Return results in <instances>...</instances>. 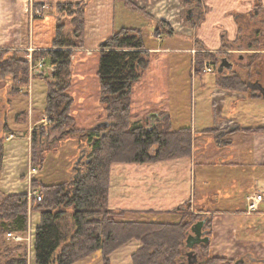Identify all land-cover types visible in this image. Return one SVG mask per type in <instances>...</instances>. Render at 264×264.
I'll use <instances>...</instances> for the list:
<instances>
[{"label":"crops","instance_id":"0c3cea01","mask_svg":"<svg viewBox=\"0 0 264 264\" xmlns=\"http://www.w3.org/2000/svg\"><path fill=\"white\" fill-rule=\"evenodd\" d=\"M128 1L136 7L138 5L155 21L166 23L174 33L168 38L170 42L168 46L162 49L159 45L164 42L165 36L162 38L161 35L158 38L155 36L158 24L138 15L147 24L141 25L145 27L144 29H150V31L153 29L150 33L151 42L149 41L148 46L145 45V51L148 54L158 55L149 56L150 67L153 66L155 58H157L155 62H161L159 53L187 54V51L196 49L197 41L217 51L224 39V36L220 34L227 32L230 40L235 41L237 38L235 19L251 12V7L246 8L245 5L247 0H207L209 10L201 14V12L198 13L199 11L196 13L189 9L185 17L187 21L184 26L185 32L180 30L177 32L176 25L178 28L181 26L178 18L182 10L181 0H175L173 3L169 0ZM232 1L235 2L230 6ZM79 2H84L85 6L83 13L86 49H96V47L99 49L114 33L124 28H141L130 21L134 13L126 5L125 0H0V51L6 52L7 57H17L29 65V82L17 88L18 94L13 93L14 86L10 80H0V100L3 97L5 102L0 107L2 112L0 144L3 143L2 148L5 153L3 170L0 173V196L23 194L27 190L23 185L26 184V177L32 168V135L35 131L32 132L31 129L37 124H40L41 128L48 125L45 124L44 113L48 100V82L52 79L51 73L54 69L48 57L36 58L35 56L54 50V41L59 29L64 35L70 25H74L73 32L76 30L75 7L76 3L79 5ZM71 5L73 8L69 10ZM27 6L31 7L30 12H26ZM230 7L237 11L232 12L234 15L230 14ZM228 15L231 17L228 18ZM164 32L161 31L162 34ZM187 41H191V45ZM183 46L186 48H182ZM191 58L193 63V56ZM41 59L46 61L42 70L36 68ZM204 75L206 74L197 76L192 68V78H202L199 83L205 89L202 92L210 91L209 112L215 113L213 126L201 123L200 129L197 130L193 128L194 124L191 125L192 127H188L187 124L183 126L177 124L179 117H174L168 101L165 104L167 106L163 105L165 108L160 107L159 111L143 109V116L146 113L150 122L147 129H150L153 123L157 127L159 124L169 122L173 131L191 129L195 143L200 136L207 134L215 135L219 146H223V140L226 138H230V143L213 154L199 152L200 148L198 150L195 144L191 157L188 158L143 165L114 164L110 174L109 208L114 212L125 213L119 220L133 222L155 220L157 223L173 224L180 218H174L170 213L189 204L192 213L212 217L210 249L213 255L227 260H237L247 252L253 251L258 254L261 250V244L259 250L253 247L258 240L241 238L238 235L240 230L246 231L253 228L255 231L257 226L255 221L264 216V211L261 210L262 204L254 213L248 210V199L255 195H262L256 190L261 182V175L254 180L252 184L254 189L252 188L251 194L245 193V190L249 188L248 185L244 189L240 188L241 197L239 198L238 189L242 181L249 182L255 170H259L260 173L264 169V132H245L250 129H264V116L261 119L264 114V93L260 90H252L253 96L247 100L236 92L227 95L215 88L210 90L207 81L203 78ZM262 88H264L263 85ZM134 90H137L135 86L132 96L135 95ZM216 102L219 105L222 104L220 109L217 108ZM247 106L257 117L259 116L253 123L251 120L244 122L247 118ZM217 123H220L219 126ZM229 123L231 126H227ZM98 125L100 124L95 127L97 128ZM175 126L180 128L176 129ZM26 127L29 128L28 131ZM9 136L14 138L6 141ZM236 136L240 137L238 141ZM243 145L244 149L246 147L245 150L242 148ZM245 156L247 159L243 162ZM240 159L241 161H238ZM247 160L250 162L247 166L253 173L251 171L243 174L239 173L240 171L234 173V170L244 172ZM76 164L80 165V162ZM259 173L256 174L257 177ZM39 180L42 182L40 177ZM43 185L47 184L43 182ZM198 203L200 209H198ZM204 203L205 205L208 203V206L214 209L208 210V206L202 208ZM230 204L232 208L225 210V205L229 207ZM145 213H152V215L146 216ZM37 219V224H34L36 230L40 226V218ZM169 219L173 220L172 223L167 222ZM140 247L141 244L132 242L111 255L109 264H132V256ZM80 264L104 263L101 255L96 254Z\"/></svg>","mask_w":264,"mask_h":264},{"label":"trees","instance_id":"16d2710c","mask_svg":"<svg viewBox=\"0 0 264 264\" xmlns=\"http://www.w3.org/2000/svg\"><path fill=\"white\" fill-rule=\"evenodd\" d=\"M125 1L128 7L138 11L128 0ZM71 9L72 6L69 10ZM142 11L148 19L158 24L155 36L161 35L162 28L170 35L174 34L166 23L155 21ZM76 12V30L72 35H64L59 29L54 50L35 57H48L55 69L51 81L48 82L45 115L52 126L47 131L60 132L59 141L81 134L82 139H79L90 143V159L85 166L86 172L80 178H72L69 182L56 186L41 185V201L35 207L42 217L36 231V264H77L96 254L101 255L104 264H109L111 255L132 242L141 244L140 249L132 256V264H186V255L189 252L186 241L191 229L197 223L205 222L203 231L211 242L212 217L203 218L201 214L190 213V205L186 204L170 213L172 217L180 218L173 224L157 223L155 220H119L125 213L114 212L109 208V186L110 170L114 164H155L191 157L192 130L173 131L169 122L159 124L152 130L133 127L132 88L150 64L149 54L144 50L142 29H122L100 47L97 77L101 90L100 101L107 114L109 126L101 129L95 127L87 131L78 129V133L68 130L74 120L69 115L72 101L66 93L68 86L63 77L72 65V49L84 44L85 15L83 9H76ZM7 56L6 52L0 51V80H10L14 86L13 93L18 94L17 88L29 82V65L17 57ZM215 69L214 72L223 77L224 73L218 74V68ZM199 73L203 74V69ZM218 78L219 76L217 80ZM222 81L226 90L236 93H245L248 90L243 76L223 77ZM218 86L220 87L219 84ZM245 132H264V129H250ZM36 134L33 135V162L37 159ZM1 146L2 143L0 167L4 157ZM39 156H42L41 150ZM43 160L46 161L45 158ZM34 201L37 204L38 198ZM28 210L26 194L9 195L0 200V260L1 250L6 244L4 237L8 233L27 231ZM68 211L72 212L74 226L70 237L60 221ZM210 245L196 247L200 250L198 264H233L231 260L214 256ZM60 249L59 257L56 258ZM5 264H26V261L11 259Z\"/></svg>","mask_w":264,"mask_h":264},{"label":"rangeland","instance_id":"374dc122","mask_svg":"<svg viewBox=\"0 0 264 264\" xmlns=\"http://www.w3.org/2000/svg\"><path fill=\"white\" fill-rule=\"evenodd\" d=\"M175 0H169L170 3H173ZM182 1V10L181 15L179 18V24L181 25L178 28L176 25L175 30L179 32H185L184 26L186 21V12L189 9H192L196 13L204 14L203 11H208L209 6L207 5V0H181ZM246 1V0H245ZM190 2V3H189ZM232 1L229 5L231 6ZM250 2V3H248ZM228 3V1L226 2ZM244 3V2H243ZM241 3V4H243ZM133 5V4H132ZM224 5V3H223ZM246 8L249 6L251 7V12L245 15H240L237 19H235V23L237 26L236 30V40L231 41L229 38V33L222 32L220 35L224 36L222 46L215 51L214 49L207 48L203 43L197 41L195 44L196 49L187 51V54L181 53L172 55L170 53H159V57L161 62H155L153 59V66L148 67L146 71L142 72L140 80L133 85L136 87L137 90H134L135 95L132 96V108H131V115H133V127H143L148 128L150 126V122L147 119L146 113L143 116V109L144 110H152L159 111L160 107L165 108L166 103L170 102L169 107L173 110L174 117H179L177 124H181V126L187 124L188 127H192L191 125L194 124L193 128L199 130L201 123L206 124L207 126H213L214 123V116L215 113L209 112L211 109V98L209 96L210 91L202 92L205 90L199 83L202 81V78L199 77L198 79L192 78V68L197 76H201L202 74L199 73V70L203 71L206 69V66H209L213 69V73L206 74L203 76L204 80L207 81L210 90L215 88L220 92H224L225 94L231 95L233 92L226 90L223 87L222 79L223 77H231L233 75L243 76L247 83H254L257 81L258 77L261 79V84L264 86V0H253L248 1L245 3ZM73 8V5H71ZM134 6V5H133ZM159 6V5H158ZM84 6V2H79V5L76 3L75 9L82 10ZM136 7V6H135ZM138 7V5H137ZM160 7V6H159ZM156 7V8H159ZM220 7V6H217ZM29 6H27L26 12H30ZM130 8V7H129ZM142 8V7H141ZM161 8V7H160ZM248 8V9H249ZM131 12L134 14L131 16L130 21L133 24L137 25L141 28H134L137 30L143 29V39L144 44L148 46L150 39V33L153 29H144L141 25L146 26L147 24L142 20L144 17L146 20L147 17L143 14L142 10L138 7V11L134 8H130ZM177 10V8H176ZM231 15H234L232 12H237L234 8L229 9ZM142 16L141 18L138 16ZM228 15V18L231 17ZM125 20V19H124ZM150 22V21H149ZM69 24V23H68ZM74 25H70L67 27L66 35H72ZM129 29V28H124ZM164 34L161 33V38L165 36V40L163 43H160V48H166L169 42V36H171L165 28L162 29ZM150 31V32H149ZM154 34V31H153ZM168 34V35H167ZM160 37V36H157ZM173 37V36H172ZM191 45V41H187ZM80 46V45H78ZM176 46V45H175ZM182 48H186L183 46ZM72 65L69 67L66 75L64 73V83L68 86L66 90L67 95L70 97L72 101V105L70 107L69 115L73 118L74 124L68 129L70 131L77 132L79 130H85L95 128V125L101 123H107V114L104 110V106L100 101V84L99 79L97 77L98 69H99V57L101 49L96 47V49L89 48L86 49L84 44L82 47H77L72 49ZM146 50V47L145 49ZM186 50V49H182ZM87 51V52H86ZM183 52V51H182ZM191 53V54H190ZM158 55L149 53V56ZM191 56H193V63H191ZM158 57V58H159ZM227 59L231 63H233V70L224 71L223 77L217 75L214 72L215 68L219 67L221 60ZM46 65V61H44ZM157 63V64H156ZM44 65V66H45ZM215 67V68H214ZM70 71V73H69ZM54 71H52L51 75H53ZM67 73L68 76H67ZM204 74V73H203ZM70 75V77H69ZM217 76H219L217 80ZM220 85V87L218 86ZM207 85V86H208ZM132 88V93H133ZM153 88H156L155 90ZM244 93H237L239 95H243L247 100L253 96V91H247ZM137 94V96H136ZM133 95V94H132ZM169 95V96H167ZM226 95V97H227ZM5 104L3 97L0 100V107ZM163 105H165L163 107ZM217 108L220 109L222 104H218L216 102ZM149 106V107H147ZM161 108V109H162ZM1 109V108H0ZM179 109V111H177ZM217 109V110H218ZM163 114V113H161ZM2 112L0 111V116ZM45 115V113H44ZM246 121L248 122L251 120V123L254 122L257 117L254 112L247 106L246 107ZM264 114L262 115L261 119L263 118ZM46 120L45 128H41L40 124H37L36 127H33L31 131H35L37 134V159L33 162L32 159V168L28 176L26 177V184L23 185L26 188V192L23 194L27 195L28 201V218L29 224L27 231L24 233H8L12 235L11 238L4 237L5 246L1 250V260L0 264H5L7 260H25L26 264H36V257H35V241H36V229L34 228V224H37L38 219L40 218L39 225L41 224V212L36 210V206L41 201V185L43 182L49 186H56L59 184L67 183L72 178H75L78 174L77 171H80V177L84 174L85 166L88 164L90 159V143L87 140H80L82 135H72L70 139L64 138L62 141L60 139V132L55 131H47L49 127L52 125L49 124V119L45 115ZM213 119V120H212ZM132 120V117H131ZM141 120V122H139ZM1 121V119H0ZM164 124V123H163ZM162 124V125H163ZM220 123H217L219 126ZM250 125V123H249ZM166 126V125H164ZM227 126H231L229 123ZM180 128V127H174ZM27 131L29 128H27ZM37 129V130H35ZM34 132V133H35ZM193 132V131H192ZM81 133V132H80ZM229 133V132H228ZM253 133V132H250ZM25 134V133H24ZM193 134V133H192ZM34 135V134H33ZM32 135V136H33ZM81 135V136H80ZM228 135V134H227ZM21 137V136H20ZM13 136H9L6 141L13 139ZM80 138V139H79ZM207 138V139H206ZM237 141L240 139L239 136L235 137ZM230 138H226L223 141V146H219L217 144V140L215 135L207 134L202 135L198 140L194 141L192 139V150L196 144L197 149L199 152H208V153H217L220 148L224 149L225 146L229 142ZM33 141V138H32ZM2 143V142H1ZM239 144V142H238ZM3 145V143H2ZM3 147V146H1ZM244 149V145L242 147ZM246 149V147H245ZM244 149V150H245ZM42 151V156H39V151ZM3 154L4 150H3ZM228 157V156H227ZM43 158L46 159L43 160ZM247 159L243 157V162ZM43 160V161H42ZM81 160V161H80ZM238 161H241L238 160ZM80 165L76 164L79 163ZM250 164L249 160L246 161V166L244 167V172L242 170H234V173L240 171L239 173H248L251 171L250 167L247 166ZM35 165V166H34ZM112 168V167H111ZM3 170V161L0 167V173ZM35 173V174H34ZM253 173V171H251ZM259 173V170L254 171V175H252L249 182H243L239 186L238 189V196L241 197L240 188L244 189L249 185V188L245 190V193H252V184L256 178H259L261 175V182L257 186L256 190H258L264 199V169L261 170L258 177L256 174ZM111 174V170H110ZM42 175V176H41ZM39 177L42 179V182L39 180ZM79 177V178H80ZM47 195V194H46ZM9 195L3 194L0 196V200L3 197ZM257 196V195H255ZM253 196V197H255ZM35 198H38V202L34 201ZM243 199V198H242ZM205 200V199H204ZM237 203V199H235ZM235 203V204H236ZM262 204V205H261ZM261 210L264 211V201L261 203ZM198 209H200L199 203ZM208 206V203L203 204L202 208ZM225 205V210H229L232 207ZM213 210L214 208L210 205L208 206V210ZM259 209V208H258ZM192 213V212H190ZM39 215V217H37ZM204 218L205 214H201ZM37 221V222H36ZM62 223V228L65 229V232L70 237L73 234V220H72V212L68 211V214L65 215L62 219H60ZM172 219H169L167 222L172 223ZM252 221V220H251ZM257 226L256 230L242 231L240 230L238 235L241 238L246 239H256L258 241L255 242L253 247H256L258 250L261 248L260 252L255 254V252H247L245 255L241 257H237L236 260H231L233 264H236L238 261L243 260L244 264H264V216L261 219L255 221ZM40 227V226H39ZM70 231V232H69ZM209 232V231H208ZM207 232V233H208ZM30 233H32V237L30 239L27 238ZM209 234V233H208ZM15 238H21L20 241H15ZM247 243V242H246ZM245 243V244H246ZM261 247L259 248V245ZM243 246V245H241ZM197 254L200 253L198 248H195ZM61 249L57 252L56 258L59 257ZM88 260V259H86ZM85 261V260H84ZM81 263V262H80ZM77 263V264H80ZM104 263V261H103Z\"/></svg>","mask_w":264,"mask_h":264},{"label":"water","instance_id":"95a60500","mask_svg":"<svg viewBox=\"0 0 264 264\" xmlns=\"http://www.w3.org/2000/svg\"><path fill=\"white\" fill-rule=\"evenodd\" d=\"M225 70L232 71L233 70V64L229 62L227 59H222L221 63L218 67V74H223ZM261 92L264 93V88L260 89ZM153 120V119H152ZM108 123H102L97 126V128H105L108 127ZM155 128L154 123L152 124V127L149 130H152ZM80 171H78L77 176L75 177L78 179L80 177ZM205 226V222H199L196 225L193 226L191 229V234L188 236L186 241V247L189 250L187 253V262L186 264H198V255L195 252V248L200 245H206L210 243V238L206 236V233L203 232V228ZM236 264H244L243 260L238 261Z\"/></svg>","mask_w":264,"mask_h":264},{"label":"built area","instance_id":"2783aa9c","mask_svg":"<svg viewBox=\"0 0 264 264\" xmlns=\"http://www.w3.org/2000/svg\"><path fill=\"white\" fill-rule=\"evenodd\" d=\"M44 61H45L44 59H41L39 61V63H37L36 68H38L40 70L44 69V65H45ZM53 71H55V69H53ZM203 73L204 74L213 73V69L209 66H206V69L203 71ZM262 201H263V197L261 195H257L255 197H250L248 199V205H249L248 210H249V212L254 213V212L258 211L259 205L262 203ZM7 237L11 238L12 235L7 234ZM31 237H32V233H30V235L25 239H30ZM14 240L18 242L21 240V238H15Z\"/></svg>","mask_w":264,"mask_h":264},{"label":"flooded vegetation","instance_id":"af4514ba","mask_svg":"<svg viewBox=\"0 0 264 264\" xmlns=\"http://www.w3.org/2000/svg\"><path fill=\"white\" fill-rule=\"evenodd\" d=\"M229 61V60H228ZM230 62V61H229ZM233 64V63H232ZM261 79H260V77H258V79H257V81L256 82H254V83H250L249 82V84H248V90L247 91H251V90H260V89H262V84H261ZM204 232V231H203ZM205 233V232H204ZM189 251V250H188ZM196 252V251H195ZM198 255V257H199V254H197Z\"/></svg>","mask_w":264,"mask_h":264}]
</instances>
